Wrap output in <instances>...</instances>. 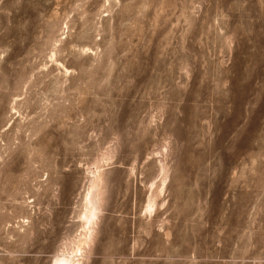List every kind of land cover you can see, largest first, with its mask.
Instances as JSON below:
<instances>
[{
  "label": "rangeland",
  "instance_id": "374dc122",
  "mask_svg": "<svg viewBox=\"0 0 264 264\" xmlns=\"http://www.w3.org/2000/svg\"><path fill=\"white\" fill-rule=\"evenodd\" d=\"M61 256L264 264V0H0V264Z\"/></svg>",
  "mask_w": 264,
  "mask_h": 264
},
{
  "label": "bare ground",
  "instance_id": "6f19581e",
  "mask_svg": "<svg viewBox=\"0 0 264 264\" xmlns=\"http://www.w3.org/2000/svg\"><path fill=\"white\" fill-rule=\"evenodd\" d=\"M97 212H98V209L96 207L95 196H93V194L92 195L90 194V195H88V198L86 200V210H85V213L83 214V218H82L83 223L87 227H89L90 225L92 226L94 224V221L97 217ZM89 228H88V230H89ZM79 256H82V255L80 254ZM72 259H70V258L68 259V258H65L64 256H61V257L55 258L53 264H77V261L74 262Z\"/></svg>",
  "mask_w": 264,
  "mask_h": 264
}]
</instances>
